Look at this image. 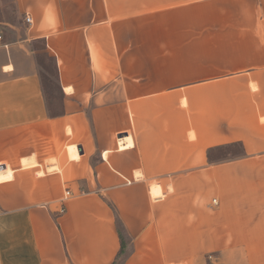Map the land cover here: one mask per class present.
<instances>
[{
	"label": "crops",
	"instance_id": "0c3cea01",
	"mask_svg": "<svg viewBox=\"0 0 264 264\" xmlns=\"http://www.w3.org/2000/svg\"><path fill=\"white\" fill-rule=\"evenodd\" d=\"M190 2L0 0V264H264V0L210 1L193 72Z\"/></svg>",
	"mask_w": 264,
	"mask_h": 264
},
{
	"label": "rangeland",
	"instance_id": "374dc122",
	"mask_svg": "<svg viewBox=\"0 0 264 264\" xmlns=\"http://www.w3.org/2000/svg\"><path fill=\"white\" fill-rule=\"evenodd\" d=\"M202 0H191L189 6H190V10H189V18L191 19V26L189 28H185L186 31L189 29V32L191 34V54H192V72L194 70H197V58H198V51L200 49V44H199V38L202 35H206V34H212L214 33V28L213 27H199V22L200 19L203 18H207V24L209 25L210 19L215 17V11H214V6H213V0H203V2H201ZM8 14H10V18L11 17V12H9ZM159 17L161 19L165 18L166 15L164 16H160ZM182 17V16H181ZM156 18V17H154ZM180 18V17H178ZM176 19V18H174ZM160 29V28H159ZM150 32V28H144V39H145V34ZM178 32H182V28H178V27H174L173 29H170V36H173L174 34L178 33ZM171 38V37H170ZM160 49L161 48H165V45H163L162 43H158ZM168 46H171L174 50H178L179 46L177 43H170L168 44ZM181 46V45H180ZM201 46H203L204 50H207V62H214L215 61V52H213L216 44H209V43H202ZM219 70H222L221 72L224 74L225 72L229 71V69L225 68V59H221L219 61ZM207 71H213L216 70V68L214 67H208L206 69ZM218 70V71H219ZM222 75V74H219ZM191 83L190 84H195V83H199L202 79V77H223V76H213V75H207V76H200L199 74H192L191 76ZM177 87V86H176ZM194 94H196L195 98H197V91L193 92ZM178 97V96H176ZM180 98H183V96H179ZM195 108V107H194ZM192 108V110L194 109ZM197 109V108H196ZM193 130H192V137H193ZM191 135V134H190ZM233 151V155H230V152ZM239 149L238 146L234 149H231L227 152H223V153H216L215 151H213L210 154V158L214 161L216 158H221L219 161H229L232 158H235L237 154H239ZM232 156V157H231ZM152 188V186H151ZM207 193L212 194L213 195V191L212 188L207 187ZM214 203V201H213ZM218 254H212L211 256H208V260L212 261L213 259L217 258Z\"/></svg>",
	"mask_w": 264,
	"mask_h": 264
},
{
	"label": "trees",
	"instance_id": "16d2710c",
	"mask_svg": "<svg viewBox=\"0 0 264 264\" xmlns=\"http://www.w3.org/2000/svg\"><path fill=\"white\" fill-rule=\"evenodd\" d=\"M34 48L37 52V61L38 65L42 71V78L44 89L46 91V95L48 98V102L50 105L51 113L53 116L57 117L64 114V97L65 94L63 92L61 83H60V75H59V67L56 57L49 54L47 51L46 42L44 40H40L35 43ZM237 147V145H236ZM222 146L216 147V152L223 153L232 149V145H226L222 149ZM122 245H124V241L122 238ZM122 256L118 257V259L114 262V264L122 263Z\"/></svg>",
	"mask_w": 264,
	"mask_h": 264
},
{
	"label": "built area",
	"instance_id": "2783aa9c",
	"mask_svg": "<svg viewBox=\"0 0 264 264\" xmlns=\"http://www.w3.org/2000/svg\"><path fill=\"white\" fill-rule=\"evenodd\" d=\"M26 22L28 23V24H32V18H31V16L30 15H26ZM3 45V37L0 35V47ZM70 196H71V192H67V194H66V196H65V198H64V201H66V200H68L69 198H70ZM214 204H217V201L216 200H214ZM62 212H64V208H63V210L61 211V213Z\"/></svg>",
	"mask_w": 264,
	"mask_h": 264
},
{
	"label": "water",
	"instance_id": "95a60500",
	"mask_svg": "<svg viewBox=\"0 0 264 264\" xmlns=\"http://www.w3.org/2000/svg\"><path fill=\"white\" fill-rule=\"evenodd\" d=\"M0 168H4V166H0Z\"/></svg>",
	"mask_w": 264,
	"mask_h": 264
},
{
	"label": "bare ground",
	"instance_id": "6f19581e",
	"mask_svg": "<svg viewBox=\"0 0 264 264\" xmlns=\"http://www.w3.org/2000/svg\"><path fill=\"white\" fill-rule=\"evenodd\" d=\"M255 89V88H254ZM71 90V89H70Z\"/></svg>",
	"mask_w": 264,
	"mask_h": 264
}]
</instances>
